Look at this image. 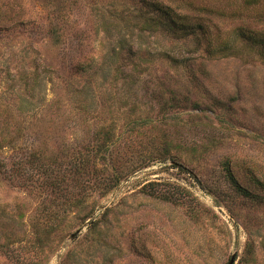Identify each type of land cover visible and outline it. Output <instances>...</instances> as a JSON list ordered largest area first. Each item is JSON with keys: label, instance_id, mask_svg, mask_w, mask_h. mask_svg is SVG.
<instances>
[{"label": "rangeland", "instance_id": "rangeland-1", "mask_svg": "<svg viewBox=\"0 0 264 264\" xmlns=\"http://www.w3.org/2000/svg\"><path fill=\"white\" fill-rule=\"evenodd\" d=\"M146 1L0 0V264H264V1Z\"/></svg>", "mask_w": 264, "mask_h": 264}, {"label": "trees", "instance_id": "trees-1", "mask_svg": "<svg viewBox=\"0 0 264 264\" xmlns=\"http://www.w3.org/2000/svg\"><path fill=\"white\" fill-rule=\"evenodd\" d=\"M241 1L243 7H245L246 9H253L260 6L264 0ZM140 3L142 4L141 8H144V11L142 10L141 14L143 26L165 31L166 34H170L173 37L184 40V43H186L188 39H191L194 44L198 45V38H209V28L211 26V20H209V18L206 19L204 18L205 16L192 17L186 14H180L169 6L161 3H156L155 1L140 0ZM199 13L210 16L219 14L218 10L216 11L212 9H201ZM252 31L243 26H240L235 31L237 32L235 41L244 42L246 40V44H259L264 52V37L262 39H258L254 35L255 33H250ZM183 47L187 48V44ZM168 59H170L171 62H177L181 58L173 56Z\"/></svg>", "mask_w": 264, "mask_h": 264}, {"label": "water", "instance_id": "water-1", "mask_svg": "<svg viewBox=\"0 0 264 264\" xmlns=\"http://www.w3.org/2000/svg\"><path fill=\"white\" fill-rule=\"evenodd\" d=\"M232 261H233V260H231V261L229 262V264H232Z\"/></svg>", "mask_w": 264, "mask_h": 264}]
</instances>
